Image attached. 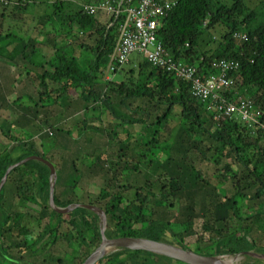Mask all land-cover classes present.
<instances>
[{"label": "trees", "instance_id": "trees-1", "mask_svg": "<svg viewBox=\"0 0 264 264\" xmlns=\"http://www.w3.org/2000/svg\"><path fill=\"white\" fill-rule=\"evenodd\" d=\"M6 1L7 5L0 4L1 21L8 16L5 8L9 6L25 14L27 8L25 0ZM99 1L101 0H94L95 3ZM53 5L57 13L63 11L61 1L56 0ZM68 8L66 15L61 17L60 25L53 22L54 17L57 16L55 11L49 16L34 15L37 19L32 21L34 26L30 31L34 29L36 23L40 24L37 33L49 39L46 41L50 46L51 54L47 57L41 53L38 47L40 42L36 38L32 39L27 35L28 40L23 43L20 38L16 40L9 35L11 41L8 44L12 47L11 51L6 53V58L11 63L17 64L24 58H31L34 53L38 54V51L42 54V60L38 65L40 72L34 76L40 101L41 97L42 100L52 97L56 101L62 98L61 96L69 94V91H73L85 108L91 106L90 109L95 110L97 106L99 115L98 110L101 105L109 109L110 104L113 103L111 99L115 98L117 105L128 111L130 115L136 116V118L129 116L132 120L127 122L117 119L110 111L116 122L115 126L135 124L137 116L140 119L144 118L145 121L154 120L148 124L156 127H153L152 135L147 141L148 147L157 146L161 142L160 138L165 126L178 112L183 121V131L181 128L177 130L172 145L180 148L185 145L187 157V148L194 146L202 158L214 167L222 163V173L212 175L208 179H204L198 171L193 172L191 169L189 172L193 173L198 181H207L215 177L226 196L219 200L214 189L202 186L203 188L187 194L189 197L187 202L183 198V179L178 176L170 177L162 184L154 183L151 187L150 185L137 188L126 185L116 187L115 175L102 168L100 173H95L92 177L102 176L103 187L98 190L95 202L84 205L94 206L103 212L106 223L104 237L145 239L188 250L184 240L194 235L193 222L200 218L201 229L211 231L207 247L212 245L210 248L212 251L207 252L199 247L201 251L197 255L211 257L244 255L247 258H252V254L264 256V250L255 243V236L250 234L244 237L245 235L242 234L244 227L229 222L231 219L228 213L229 207L230 211H236L237 204L234 198L243 197L244 194L246 200H256L257 203L262 200L264 203V130L257 128L251 130L234 118L221 119L215 123L206 105L190 95L188 83L150 66L142 57L125 73L121 68L115 72L121 74L119 83L102 78L103 85L94 84L95 75L104 74L102 70L105 69L108 55L115 42L116 23L110 25L112 22L110 19L101 24L94 17L85 15L79 6L76 9L67 6L66 9ZM43 23L49 26L48 34L44 31ZM209 31L217 35V38L210 35L204 42V35ZM78 34L87 39L88 43H78L76 39ZM241 36L244 38H240ZM5 37L9 38L7 35ZM156 38L172 59L194 66L200 78L212 73L209 65L212 60H237L239 68L233 75L234 87L226 96L232 101L235 100L231 98L234 94L248 100L252 110L257 112L258 122L264 127V0L256 1L252 8L247 6L245 0H230L228 4L224 3V0H176L175 6L160 21ZM212 43L213 46H209ZM27 49L28 53H26ZM26 78L29 79V75H26ZM140 100L152 107V111H142L138 105L134 109H129L130 102ZM140 119L138 122H141ZM161 126L159 132L158 128ZM193 128L196 129L194 134L190 132ZM46 133L51 135L48 129ZM125 133L127 137L131 134ZM111 135L115 137L117 134ZM193 135H196V139ZM1 136L4 137L3 134ZM197 136L200 138L198 139ZM202 139L204 143L201 142ZM7 141L11 140L7 137ZM201 145L205 147L202 148ZM14 146L21 151L16 157H13L14 153H17ZM117 153L119 150L116 148L115 154ZM212 154H214L213 160ZM29 156H38L49 162L38 153L31 142H18L17 145L0 152V179L9 166ZM110 156L115 164L118 163L117 155L112 157L114 155L110 153ZM52 166L55 169V165ZM56 181L55 178L54 207L64 209L75 204L83 205L78 204L70 196L71 192L68 191L73 190V185H59L61 190L56 191ZM7 182L11 188L8 196L11 205L8 211L4 212L1 208L5 201L2 191ZM238 183L241 187L234 190ZM154 191L156 192L151 193ZM211 197L213 200L217 199L216 203L209 202ZM181 199L182 210L179 214H173L175 203H179ZM25 204L37 208L35 217L18 209L20 205ZM248 209L250 206L240 209L243 217H239V222L260 218L257 213L260 208L254 210L251 215L247 214L250 212ZM169 211L176 216L168 218L166 212ZM29 217L37 225L42 223L35 236L27 227ZM261 220L263 221L260 218L259 222ZM63 224L74 233L75 253L82 252V258L78 259L76 264H82L100 243L98 215L81 207L66 214L51 210L48 205V169L43 164L28 161L11 169L0 188V264H37L34 262L35 256L44 249L54 246L59 238L64 239L66 246L71 248L67 232L60 231ZM171 224L173 227L178 225L181 230L177 234L174 233ZM229 230L233 233L232 237L228 235ZM30 237L33 239L28 242ZM199 244L201 240L196 238L193 245ZM35 247L38 248L34 249ZM12 251L14 255L11 254ZM23 253L33 258L32 261H20L16 257V255L21 257ZM50 261L55 264L67 262L64 258H50ZM38 264H45V261L42 260ZM95 264L184 263L142 250L112 249Z\"/></svg>", "mask_w": 264, "mask_h": 264}, {"label": "rangeland", "instance_id": "rangeland-1", "mask_svg": "<svg viewBox=\"0 0 264 264\" xmlns=\"http://www.w3.org/2000/svg\"><path fill=\"white\" fill-rule=\"evenodd\" d=\"M25 1L27 3L25 14L9 6L5 8V13L8 16L2 18V21L0 18V152L8 150L9 147L17 145L18 142H31L39 154L43 155L52 165H55L54 170L57 180L55 190H61L59 185H73V190H69L68 192H71L70 196L73 200L83 205L95 202L98 190L103 187L102 176L92 177L93 174L100 173L102 168H105L110 171L109 173L112 172L113 175H115L116 181L114 186L116 187L125 185L132 188L146 185H150L151 187L154 183L162 184V182H166L170 177L178 176L180 179H183L182 192L184 201L186 202L189 198L188 195L194 190L201 189L202 186L214 189L216 194H218L217 198H219V200L226 196L223 192L224 190L220 187V182H217L215 177L207 181H198L194 178L193 173L191 174L189 172L191 169L193 172L198 171L204 179H208L212 175L215 176L220 172L222 173V163L214 167L202 158L199 151L194 148V146L187 148V157L185 145V148L172 145L177 135V130L181 128L183 131V121L180 119L178 112L175 113L173 118L171 117L172 119H169L170 121L165 126V131L161 134V142L157 146L148 147L147 141L150 139L154 127L148 126V124L153 119L145 121L144 118L140 119L137 116L135 124H126L123 125V127L115 126L116 122L113 119V115L110 114L111 112L114 113L117 119L126 120L127 122L131 121V118H136L135 115H130L128 111L117 105L115 98L111 99L113 103L110 104L109 109L107 106L101 105L100 110H98L99 115L97 113V106H95V110H91V106L85 108L83 103L77 99V94L73 91H69V94L61 96L62 98L56 101H54L52 97L46 100H42L41 97L40 101L37 94L38 89L35 87L37 82L34 80V76L38 75L40 72L38 65H40V60H42L41 55L43 54L47 57V55L51 54V49H49L50 46L47 43L49 39H45L41 34L37 33L40 24L36 23V26L33 30L31 29V31L30 28L34 26L32 21L37 19V16L34 15L38 14L39 17H41V15L49 16L52 12H56L55 5H53L56 0ZM59 1L63 4V11L59 13L56 12L57 16L54 17L53 21L58 25H60L61 17L65 16L66 11L69 10V8L66 9L67 6L71 9H76L81 5L95 3L94 0ZM256 1L258 0H245L249 8H252ZM229 2L230 0H224L226 4ZM56 6L58 5L56 4ZM99 17L103 16L98 14L94 18L98 22L107 20L106 18L102 19ZM33 23H35V21ZM42 25L45 26V23ZM44 31L48 34L50 31L49 26H45ZM5 35L9 38H4ZM9 35L16 40L20 38L23 43L28 40L27 35L32 39L36 38L40 42L38 47H40L42 54L38 51V54L34 53L31 58H24L23 61H18L17 64L14 62V64L11 63L10 60L6 58V53L10 52L12 47L11 44H8L11 41ZM210 35L213 37L217 36L209 31L207 35H204V42L207 41ZM76 39L78 43H88V40L83 38L80 34L77 35ZM209 46H213V43L209 44ZM28 51L27 49L26 53H28ZM20 56H22V54H20ZM140 59V55H130L129 64L127 63L121 67L122 72L125 73L127 69H130L131 66L135 65ZM103 71L104 70H102V72ZM26 75H29V79H25ZM106 77L111 79L113 83H119L121 80L120 73L114 75L107 73L102 75L99 73L95 75L94 84L103 85L104 82L102 78L105 79ZM130 103L131 106L127 105L129 109H134L135 106L138 105L142 111H152V107L147 106L145 101L140 100ZM129 116H131V118H129ZM139 119L141 122H138ZM47 129L51 131V135L46 133ZM161 129L162 126L158 128L159 132ZM125 132L131 134L127 137ZM190 132L194 134L196 129L193 128ZM112 133H116L117 135L114 137L111 135ZM1 134H3L4 137H2ZM193 136H195L196 139V135ZM7 137L11 140L10 142L7 141ZM197 138L199 139L200 137L197 136ZM201 142L204 143L205 141L202 139ZM203 146L204 145H201L202 148ZM116 148L119 150L117 154H115ZM145 148L148 149L146 150ZM15 151L17 153H14L13 157L21 153L18 147H15ZM110 153L114 155L112 157H116L117 155L119 158L118 163L115 164L113 159H111ZM188 158L192 162H190ZM211 159H214V154H212ZM226 162H228V160ZM89 176L92 178H88ZM240 187V183H238L234 190H238ZM250 191L252 192L253 189ZM155 192L156 191L151 193ZM2 193L5 196V201L1 208L2 211L7 212L11 205V203L8 202V200H10L8 196L11 193L8 182L4 185ZM216 201L217 199L213 200V197L209 200V202L212 203H216ZM234 202L237 204L235 208L236 211L232 212L230 211V207L228 208L229 218L231 219L229 222L232 221L236 223L237 226L244 227L242 233L245 235L244 237H248L250 234L254 235L256 237H254L255 243L260 245V248H262L261 250H264V203L262 200L258 203L256 200H246L245 194L243 197H235ZM175 204L172 213L179 214L183 208V200L181 199L179 203ZM247 206H250L248 210L251 213H247L249 215H251L254 210L260 208L257 213H259V217L262 218L263 221L261 220L259 222L260 218L257 220L251 218L239 222V217H243L240 209ZM18 209L25 213H29L32 217H35L37 213V208L30 204H25L24 206L20 205ZM172 213L170 211L166 212L167 217L173 218V216H176ZM205 218H207V215ZM258 222L260 225H257ZM201 223L202 221L200 218L195 219L192 226L195 232L194 235L184 240L187 245L185 247L188 251L195 254H200L199 251L201 250L198 249L199 247L207 252L212 251L210 250L212 245L207 247V240L210 239L211 231H203L201 229ZM41 226L42 223L37 225L33 219L29 217L27 227L28 230L32 231L33 236L37 234ZM170 227L173 228V232L176 234L181 230L178 225L173 227L171 224ZM60 231L67 232V238H69L72 245L71 248L66 246L64 239L59 238L54 246L44 249L42 253L37 254V257L35 256L34 258V262L38 264L40 261L44 260L45 264H55L50 261V258H64V260L67 261L64 262L65 264H76L77 260L82 258V252L77 251V253H75L76 243L73 239V231H70L66 224H63ZM230 231L231 230L228 231V235L232 237L233 233ZM233 237L237 239L236 236ZM196 238L201 240V244L193 245ZM32 239L33 237L28 238V242H31ZM37 248L35 247L34 249ZM110 251H112V249L107 250L105 254H108ZM11 254L14 255L15 253L12 251ZM250 254L252 253L250 252ZM251 256L253 257L247 258L244 255H225L217 256V258L220 260L232 259L231 264H260V262L264 264L263 255L252 254ZM16 257L19 258L20 261H32L33 259L28 257L25 253H23L21 257L17 255Z\"/></svg>", "mask_w": 264, "mask_h": 264}, {"label": "built area", "instance_id": "built-area-1", "mask_svg": "<svg viewBox=\"0 0 264 264\" xmlns=\"http://www.w3.org/2000/svg\"><path fill=\"white\" fill-rule=\"evenodd\" d=\"M0 4L5 6L7 1L0 0ZM175 4L176 0H101L95 4L81 5L80 9L85 15L95 17L100 14L112 20L110 25L116 23L115 42L104 73L114 75L128 62L130 55H140L150 66L188 83L190 95L206 105L215 123L234 118L251 130H264L248 100L234 94L231 95V98H235L232 101L226 96L234 87L233 75L239 68L237 60H212L209 64L212 73L200 78L194 66L172 59L162 48L156 38V30ZM104 80L111 79L106 77Z\"/></svg>", "mask_w": 264, "mask_h": 264}, {"label": "water", "instance_id": "water-1", "mask_svg": "<svg viewBox=\"0 0 264 264\" xmlns=\"http://www.w3.org/2000/svg\"><path fill=\"white\" fill-rule=\"evenodd\" d=\"M28 161H36L41 164H43L48 169V205L56 213L59 214H66L73 209L77 207H81L83 209L89 210L95 214L98 215L99 218V235H100V243L98 247L94 250L92 254L89 255V257L82 263V264H95L103 255H105V252L110 249H127V250H142L151 252L157 255H161L164 257H167L172 260L179 261L184 264H221L220 259L217 257H211V256H201L194 254L188 250H182L180 248L154 242L151 240H145V239H137V238H114V239H106L103 235L104 232V226H105V216L103 212L90 205H73L71 207H66L64 209L56 208L53 205V189H54V182H55V171L53 166L43 160L42 158L38 156H29L24 158L23 160L9 166L3 176L0 179V188L2 187L7 174L9 171L19 165L24 164Z\"/></svg>", "mask_w": 264, "mask_h": 264}, {"label": "bare ground", "instance_id": "bare-ground-1", "mask_svg": "<svg viewBox=\"0 0 264 264\" xmlns=\"http://www.w3.org/2000/svg\"><path fill=\"white\" fill-rule=\"evenodd\" d=\"M221 264H231L232 263V259H223V260H220Z\"/></svg>", "mask_w": 264, "mask_h": 264}, {"label": "crops", "instance_id": "crops-1", "mask_svg": "<svg viewBox=\"0 0 264 264\" xmlns=\"http://www.w3.org/2000/svg\"><path fill=\"white\" fill-rule=\"evenodd\" d=\"M99 18H102V19H104V17H99ZM107 21V20H106ZM106 21H103L102 20V22H100L101 24H104V23H106Z\"/></svg>", "mask_w": 264, "mask_h": 264}]
</instances>
